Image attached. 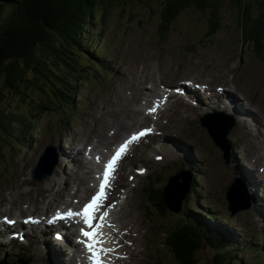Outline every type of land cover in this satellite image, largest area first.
I'll return each instance as SVG.
<instances>
[{"label": "rangeland", "instance_id": "obj_1", "mask_svg": "<svg viewBox=\"0 0 264 264\" xmlns=\"http://www.w3.org/2000/svg\"><path fill=\"white\" fill-rule=\"evenodd\" d=\"M1 2L4 4L6 0H1ZM138 10L143 13L128 16L127 13L122 11L111 18H107L106 22L97 17L96 25L86 30L85 47L83 48L84 57L81 59L84 65L87 64L89 58L88 63L97 67L95 62L106 56L113 59L115 68L113 74L105 76L101 80H90L89 78L81 84L77 93L79 110L75 111L74 122L67 130L69 137L62 138V132L58 129L55 115L39 121L42 127L33 138V147L39 152V156L48 145H54L58 148V152L65 151L68 155L66 159L59 162L61 175L65 176L67 178L65 180H68L69 185L72 186L66 189L65 199L68 203H71L73 199L85 200L90 192L87 191L86 182L79 186L80 180L86 179V174L73 149L80 147V151L83 152L86 147L95 146L97 152H101L107 149L105 146L107 142L110 144L109 147L114 146L126 134L139 128L141 124L143 126L153 125L155 120L146 119L143 116V109L145 102L151 100V93L146 88H148L150 80L158 76H165L170 71H181L183 69L186 75L212 77L215 81L218 79L227 80L238 91L256 101L260 116L264 119V69L256 59L247 55L249 46L238 40L234 26L228 27L230 32L223 31L219 33L214 42L200 45L199 40L206 32L205 29L194 22L196 19L189 16H180L176 22L177 29L168 35L170 37L166 42H162L157 35L158 16H152L148 6ZM103 25L104 31H99ZM93 43L98 44L100 49L90 52ZM191 46H194V49L189 51L187 48ZM240 53L244 54V57H241ZM240 57L242 65L239 64L238 59ZM137 81V95L127 105V109L131 105L133 109L139 107L142 116L128 110L124 111L122 106L125 101L123 98L124 91ZM235 97L237 98L236 95ZM35 99L37 98L35 97ZM236 106L238 111L240 106L237 103ZM28 109L30 108L27 104L19 103L14 110L19 113H26ZM170 112H172V108L162 111L161 117L156 122L160 128L169 120ZM209 120L225 122L222 113L209 118ZM171 126L185 131L186 140L189 144L179 149V151L173 147L170 150L180 152L177 154H183L190 161L193 158L195 161L192 163L195 165L201 163L199 168H195V172L204 173V178L199 185L201 189L198 192V197L202 201L196 203V195L190 202V207L197 210L195 215L197 217L207 216L209 212L219 215L221 230H230L228 231L229 234L241 245L251 246L255 245V242L264 243V238L256 237L253 233L254 231L260 232L258 226L260 218L261 230L264 231V215L251 209L231 217L228 211L226 191L232 184L233 179L229 165L222 158V149L220 148V150L215 146L216 144L213 143L206 129L200 123L193 126L192 121L184 118L182 114H178L172 119ZM244 127L246 126L244 125ZM102 132L103 137L100 138L106 137L103 145L98 144L97 138ZM250 143H253V141L249 142L247 147ZM17 145L18 142H15L13 147H17ZM194 148L199 151L197 156L193 152ZM172 152L168 151L166 154L176 156ZM19 153L17 158L26 161V164L23 165L19 161L6 157L9 161V167L6 168L2 158V154L5 153L0 151V208H2L0 209V216L20 219L30 214L28 207L33 203L35 205L38 191L36 186L29 182L31 173L37 163L35 157L37 153L34 155L28 154L26 157L22 156L23 152L21 150ZM247 157L245 152L240 154L238 161L241 167L246 163ZM63 164L65 166H62ZM244 176L247 179L245 174ZM50 179L39 183V186L45 185L47 181L54 183ZM62 179L60 178V180ZM78 179L79 181H77ZM24 180L27 185L33 186L35 190L29 192L26 184H21ZM53 185H49L50 189ZM52 190L55 191V188H52ZM69 194L70 197H68ZM2 198H4L3 202L1 201ZM258 200L259 198L256 197V204H258ZM130 203L131 205L136 203L135 197L131 199ZM120 207L122 209H119L115 214L118 218L116 221L118 226L131 230L129 241L131 242L130 247L135 249L133 260L136 264H158L159 254L156 244L152 241L153 235L146 232L142 225L143 217L138 212L133 211L129 205L123 204ZM174 221L173 217L169 219L164 217L165 228L172 227ZM231 227H236L240 234L234 232V230L232 231ZM108 230L112 232V225ZM160 249L163 248L160 247ZM52 251L58 253V250L53 249ZM27 253L30 255L31 264H46L45 260L43 261L45 258L42 247L29 240L25 244L18 241H11L10 243L5 240L2 241L0 260L5 259L12 264L18 257L27 258ZM260 253L264 256V251H260ZM234 254L240 264H258L255 260L256 256L252 252L242 249L235 250ZM67 257L68 254L65 257L53 255V258L47 264H56L57 259L62 263L67 260ZM160 262L172 264L171 254L163 250Z\"/></svg>", "mask_w": 264, "mask_h": 264}, {"label": "trees", "instance_id": "obj_2", "mask_svg": "<svg viewBox=\"0 0 264 264\" xmlns=\"http://www.w3.org/2000/svg\"><path fill=\"white\" fill-rule=\"evenodd\" d=\"M0 23V151L34 135L41 119L70 108L82 82L85 32L97 17L141 15L149 7L164 34L180 16L210 35L230 32L249 49L264 50V0H7ZM159 13V14H157ZM105 25V24H104ZM104 25L99 31H104ZM37 99H35V97ZM27 104L26 113L14 110ZM5 157V154H2ZM172 264H240L223 233L179 220L167 232ZM231 244V243H229Z\"/></svg>", "mask_w": 264, "mask_h": 264}, {"label": "snow or ice", "instance_id": "obj_3", "mask_svg": "<svg viewBox=\"0 0 264 264\" xmlns=\"http://www.w3.org/2000/svg\"><path fill=\"white\" fill-rule=\"evenodd\" d=\"M177 91H180L177 89ZM155 108L151 111L154 113ZM150 129H146L141 131L138 134H135L122 144L119 149L113 154L111 159L105 164V169L101 176L98 177L100 181L98 186V191L94 194L91 200L84 205L81 210H72L69 209L67 212L60 213L57 212L56 219H72V218H79L82 220L84 224V228H80V232L83 237L86 238L85 241L82 243L86 244L88 252L91 254L90 259L92 260V264H104V261L100 255L101 252H104L105 249L101 247L104 243L103 235L100 232V229L104 227L103 224H97V221H102L106 219L107 213L104 212L99 216L97 213L100 212L102 208L105 207L103 201L107 199V189L111 185V181L114 178V173L117 170V165L119 161L123 158L124 154L128 151L129 145L133 144L134 142H139L141 137H144L150 133ZM159 159V157H158ZM10 223H14V221H10ZM58 238H60L58 236Z\"/></svg>", "mask_w": 264, "mask_h": 264}, {"label": "bare ground", "instance_id": "obj_4", "mask_svg": "<svg viewBox=\"0 0 264 264\" xmlns=\"http://www.w3.org/2000/svg\"><path fill=\"white\" fill-rule=\"evenodd\" d=\"M147 80V79H146ZM149 82V81H148ZM139 95V94H138ZM230 95V97L234 100V101H236V103L237 104H240V102L239 101H237V98L235 97V94H233V93H230L229 94ZM236 109H238V107L236 106ZM128 111H131L130 110V108H128L127 109ZM240 110V109H239ZM133 113H136V114H139V115H141V113H140V111H139V109L136 111V112H134L133 111ZM104 114V113H103ZM241 123V127L242 128H247L248 127V125H247V123L245 122V121H242V122H240ZM244 125L246 126V127H244ZM199 128V127H198ZM194 129V128H193ZM115 135V134H114ZM100 137H103V132L99 135V136H97V138H98V144H104L105 143V141H106V137H104V138H100ZM89 138V137H88ZM109 140H110V138H109ZM78 141V140H77ZM195 143V142H194ZM215 144L216 145H218V143L217 142H215ZM109 142H107V144H105V146H106V148H108L109 147ZM195 145H196V143H195ZM194 145V146H195ZM76 147V146H75ZM86 147V146H85ZM72 149H73V147H72ZM222 149V148H221ZM223 150V149H222ZM74 151H75V149H74ZM224 151V150H223ZM79 153H80V151H79ZM174 155V154H173ZM242 171L244 172V174L246 175V177H247V181H248V183H249V185L250 186H253L254 184H255V182H254V180H253V175H251V173L250 172H248V171H246L245 169H242ZM91 172H88V175L90 174ZM52 177H54L53 175H51V176H46L45 177V179H49V178H51L50 180H52L53 178ZM73 177V176H72ZM81 178V177H80ZM83 178V177H82ZM81 181V180H80ZM85 182H86V184H87V187H88V190H90V189H92V188H94V186L96 185V182L91 178V176H88L87 177V179L85 180ZM81 184L82 183H84V181H81L80 182ZM90 185V186H89ZM80 186V185H79ZM71 187V185H66V188L65 189H68V188H70ZM84 187V186H83ZM62 194H60V196H61ZM0 209H2V208H0ZM1 211V210H0ZM104 212H106L107 213V216H106V219L105 220H102L101 221V224H103L104 225V227L102 228V231H107L108 230V228L110 227V225L109 224H111V222H110V220H109V214H108V212L107 211H105V210H103L102 211V213H104ZM1 217V216H0ZM10 217V216H9ZM20 217V216H19ZM1 226H5L3 223H1L0 224ZM111 231V230H110ZM8 245V244H7ZM37 249V248H36ZM35 253V252H34ZM33 253V254H34ZM41 253V252H40ZM38 254V253H37ZM51 255H56V256H60V254L59 253H56V252H53V251H49L48 253H47V256H51ZM32 256V255H31ZM41 256H42V254H41ZM43 258V257H42ZM44 258H46V257H44ZM40 260H41V258H39ZM63 259V258H62ZM61 259V260H62ZM38 260V259H37ZM45 260V259H44ZM43 260V261H44ZM33 263H35V262H33ZM40 263V262H39ZM44 264V263H43ZM62 264H70L67 260H64L63 261V263Z\"/></svg>", "mask_w": 264, "mask_h": 264}, {"label": "water", "instance_id": "obj_5", "mask_svg": "<svg viewBox=\"0 0 264 264\" xmlns=\"http://www.w3.org/2000/svg\"><path fill=\"white\" fill-rule=\"evenodd\" d=\"M230 130H231V128L229 126H224V127L220 126V127H217V129L210 128L211 133L215 134V131H216V134H217L216 138L217 139L220 137H225L226 135H228ZM52 150H55L54 147L48 146L46 152L49 153ZM55 165H56V163L53 164V166H55ZM228 195H229V198H233V193H228ZM233 211H235V209H233ZM3 264H5V263H3ZM23 264H28V263H23Z\"/></svg>", "mask_w": 264, "mask_h": 264}]
</instances>
